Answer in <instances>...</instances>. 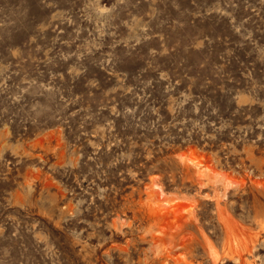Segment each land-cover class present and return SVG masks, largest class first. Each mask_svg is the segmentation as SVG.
Segmentation results:
<instances>
[{
	"label": "rangeland",
	"instance_id": "obj_1",
	"mask_svg": "<svg viewBox=\"0 0 264 264\" xmlns=\"http://www.w3.org/2000/svg\"><path fill=\"white\" fill-rule=\"evenodd\" d=\"M0 264H264V0H0Z\"/></svg>",
	"mask_w": 264,
	"mask_h": 264
},
{
	"label": "bare ground",
	"instance_id": "obj_2",
	"mask_svg": "<svg viewBox=\"0 0 264 264\" xmlns=\"http://www.w3.org/2000/svg\"><path fill=\"white\" fill-rule=\"evenodd\" d=\"M177 206H179V204L174 202V204H172L171 207H169V208H167L165 206L164 207H159V208L155 209V212L157 213L158 217L160 218L159 220L160 221H164V220H167L168 218H171V211L174 209V207L176 208ZM158 239L156 240L157 242L160 241V239H159V241H158Z\"/></svg>",
	"mask_w": 264,
	"mask_h": 264
}]
</instances>
